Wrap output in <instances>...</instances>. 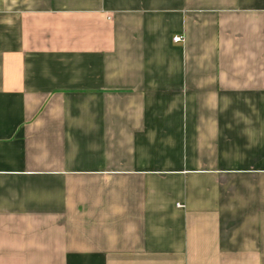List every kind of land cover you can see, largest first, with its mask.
<instances>
[{"label": "crops", "instance_id": "0c3cea01", "mask_svg": "<svg viewBox=\"0 0 264 264\" xmlns=\"http://www.w3.org/2000/svg\"><path fill=\"white\" fill-rule=\"evenodd\" d=\"M0 264H264V0H0Z\"/></svg>", "mask_w": 264, "mask_h": 264}, {"label": "built area", "instance_id": "2783aa9c", "mask_svg": "<svg viewBox=\"0 0 264 264\" xmlns=\"http://www.w3.org/2000/svg\"><path fill=\"white\" fill-rule=\"evenodd\" d=\"M174 41H175L176 43H179V42L182 41V37H175Z\"/></svg>", "mask_w": 264, "mask_h": 264}]
</instances>
